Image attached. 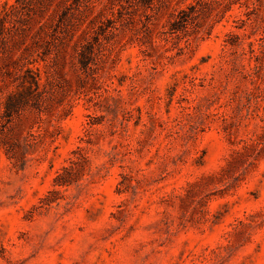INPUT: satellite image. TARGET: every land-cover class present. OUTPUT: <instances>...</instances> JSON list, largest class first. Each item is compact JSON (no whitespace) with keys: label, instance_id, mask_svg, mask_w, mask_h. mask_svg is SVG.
Masks as SVG:
<instances>
[{"label":"rangeland","instance_id":"374dc122","mask_svg":"<svg viewBox=\"0 0 264 264\" xmlns=\"http://www.w3.org/2000/svg\"><path fill=\"white\" fill-rule=\"evenodd\" d=\"M254 1L197 33L172 29L195 0L25 1L13 58L44 100L0 43V264H264Z\"/></svg>","mask_w":264,"mask_h":264},{"label":"trees","instance_id":"16d2710c","mask_svg":"<svg viewBox=\"0 0 264 264\" xmlns=\"http://www.w3.org/2000/svg\"><path fill=\"white\" fill-rule=\"evenodd\" d=\"M25 1L26 0H16L15 4L9 5L4 9L2 17L0 18V43L5 44L6 46L10 45V50H8L10 55L9 59L11 64L14 65L15 68L13 71L6 70L9 78H11L14 82L19 80L21 81L22 78V84L26 86V88L33 94V96H40L39 99L42 101L44 100V96H42V93L39 91V75H37V73L29 68L25 70V75L18 74L16 69L18 66H20L19 64L21 62L19 58H13V52L15 51V47L17 46L13 30H18L19 28V26L17 25L16 17L18 18L17 15L20 12L21 6L25 5ZM236 1H238L237 3H241L240 0H195L197 6H199L200 9L196 6L191 5L189 7L190 13L182 10L179 13V15L181 16L180 19L174 22L172 29L174 31L183 29L186 33H189V30H191L192 33H197L202 26V24L197 21L199 20L200 15H206L207 13L212 12L214 8L227 9ZM244 6H246L247 8V11L245 12L247 18H241L239 19V21L244 23L250 21L249 15L252 12H255L258 16L264 17V13H262L264 12V5L261 3V0H256V2L254 1L252 3L245 2ZM6 23H9V26H6ZM20 30H24V28L20 27ZM81 50L78 52V54L80 55L82 54ZM15 98V93L10 92L7 96V106H13Z\"/></svg>","mask_w":264,"mask_h":264}]
</instances>
